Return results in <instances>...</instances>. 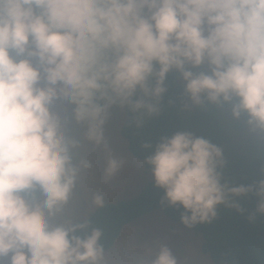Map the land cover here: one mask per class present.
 <instances>
[{
  "label": "clouds",
  "instance_id": "clouds-1",
  "mask_svg": "<svg viewBox=\"0 0 264 264\" xmlns=\"http://www.w3.org/2000/svg\"><path fill=\"white\" fill-rule=\"evenodd\" d=\"M169 74L183 108L227 106L264 133V0H0V257L100 264L101 231L58 220L89 167L81 149L104 143L114 110L157 112ZM220 157L191 131L152 147L154 185L186 225L224 203ZM228 191H254L264 213V178ZM151 264L177 261L161 246Z\"/></svg>",
  "mask_w": 264,
  "mask_h": 264
},
{
  "label": "trees",
  "instance_id": "trees-1",
  "mask_svg": "<svg viewBox=\"0 0 264 264\" xmlns=\"http://www.w3.org/2000/svg\"><path fill=\"white\" fill-rule=\"evenodd\" d=\"M178 79L175 74H169L165 79V92L160 98L158 111L151 116L125 112L121 135L127 141L129 152L147 169H151L146 160L152 147L161 137L175 131H191L213 142L220 140L219 124L208 112L194 111L189 118L190 127H184L181 106L183 86ZM261 148L259 156L251 160L237 156L222 162L219 171L221 183L225 185V200L217 206L216 216L207 222L183 223L181 215L187 214L183 208L162 202L163 190L150 182L127 203L97 207L84 220L88 222L87 228L77 234L98 228L101 231L100 243L105 251L126 223L143 213L159 210L169 220L200 234L201 250L210 258L211 264H264V213L257 211L259 198L254 191L243 194L228 191L255 185L264 178V144Z\"/></svg>",
  "mask_w": 264,
  "mask_h": 264
},
{
  "label": "rangeland",
  "instance_id": "rangeland-1",
  "mask_svg": "<svg viewBox=\"0 0 264 264\" xmlns=\"http://www.w3.org/2000/svg\"><path fill=\"white\" fill-rule=\"evenodd\" d=\"M179 83L183 86L180 80ZM196 110L208 112L218 122L220 140L209 142L220 150L222 162L237 156L248 160L259 156L264 133L250 131L243 116L233 119L227 106L215 109L214 105L205 104L190 110L183 108L184 127H190L189 118ZM124 121L125 112L114 110L105 125L104 143H88L82 147L81 158L88 162L89 167L81 168L73 197L64 209L66 216L59 217V222L66 218H71L72 222L84 221L99 207L94 202L96 196L102 197L103 205L127 203L153 182L151 169H147L128 150L127 141L121 135ZM110 160L117 161L116 170L111 173L108 172ZM201 241L199 233L154 210L126 223L104 251L100 264H151L161 246L171 251L177 264H211L210 258L201 250ZM0 264H8L7 258L0 257Z\"/></svg>",
  "mask_w": 264,
  "mask_h": 264
},
{
  "label": "crops",
  "instance_id": "crops-1",
  "mask_svg": "<svg viewBox=\"0 0 264 264\" xmlns=\"http://www.w3.org/2000/svg\"><path fill=\"white\" fill-rule=\"evenodd\" d=\"M142 167H143L142 169H143L144 171H147L146 168H145L144 166H142Z\"/></svg>",
  "mask_w": 264,
  "mask_h": 264
}]
</instances>
